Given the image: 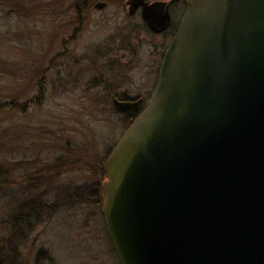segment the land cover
<instances>
[{
  "label": "water",
  "instance_id": "water-1",
  "mask_svg": "<svg viewBox=\"0 0 264 264\" xmlns=\"http://www.w3.org/2000/svg\"><path fill=\"white\" fill-rule=\"evenodd\" d=\"M152 5L144 21L166 29ZM139 104L114 101L126 115ZM102 174L120 264H264V0L186 2Z\"/></svg>",
  "mask_w": 264,
  "mask_h": 264
},
{
  "label": "rangeland",
  "instance_id": "rangeland-1",
  "mask_svg": "<svg viewBox=\"0 0 264 264\" xmlns=\"http://www.w3.org/2000/svg\"><path fill=\"white\" fill-rule=\"evenodd\" d=\"M19 1L0 0L20 11L0 16V36L10 45L1 98L19 105L0 117V217L38 202L44 208L18 236L7 231L6 264H120L100 213L101 193L100 200L83 194L101 186L103 162L127 128L114 97H145L158 66L148 64L149 47L142 45V55L135 47L142 35H128L120 18L91 26L83 20L74 30L80 20L69 0ZM125 42L131 51H105ZM110 55L119 62L110 63Z\"/></svg>",
  "mask_w": 264,
  "mask_h": 264
},
{
  "label": "flooded vegetation",
  "instance_id": "flooded-vegetation-1",
  "mask_svg": "<svg viewBox=\"0 0 264 264\" xmlns=\"http://www.w3.org/2000/svg\"><path fill=\"white\" fill-rule=\"evenodd\" d=\"M70 5V14L74 17L77 22L80 20V23L74 25L73 29L77 30L79 27L83 25V20H86V24L91 26L92 23H96L98 21V24L105 23L108 19H114L117 18V20L120 18L124 20L122 25L120 27H124V29L127 30L128 35L129 33H134L135 35L141 34L138 42L136 43L135 47L140 49V54L142 55L143 46L149 47L150 49V59L147 60L149 65L157 67L158 66V72L156 75L155 84L153 85V88L151 91H149L145 97H147V101L145 102V97L137 96L134 98H126V97H114L113 103L115 100L123 101V102H136L140 101L139 108L134 111V115H126L125 116L130 118V123L133 120V118L139 114L148 104L153 91L155 89L156 81L158 78L159 69L162 63V60L164 58L165 51L167 47L169 46L172 38L174 37L175 33L177 32L179 23L182 19V16L184 14L185 8H186V2L189 0H69ZM165 4V9H167V12L169 14V24L166 29L160 30V28L157 27L158 23H155L156 30L151 29L147 23L143 19V10L145 8H151L152 4ZM152 5V6H151ZM110 9L109 14L107 17L103 15L106 10ZM157 14H160V11L156 8ZM101 14L99 18L96 19L93 18L94 14ZM121 15V16H120ZM94 20V21H93ZM82 21V22H81ZM159 22V21H158ZM97 24V23H96ZM120 25V23H119ZM128 41V40H127ZM128 42H125L123 44L119 43V46L112 45L109 46L105 51L115 50V51H122L124 48L131 51L132 48L131 45L127 44ZM141 43V44H140ZM120 48V49H119ZM105 49V48H104ZM123 52V51H122ZM139 54V53H138ZM139 54V57H140ZM123 57V55H121ZM159 59V60H158ZM107 60H111L110 63L113 65L117 64L119 62V59L112 58V55L107 57ZM133 60L132 62H134ZM141 62V57L137 60ZM122 114V112H120ZM129 123V124H130ZM128 124V125H129ZM127 125V126H128Z\"/></svg>",
  "mask_w": 264,
  "mask_h": 264
},
{
  "label": "trees",
  "instance_id": "trees-1",
  "mask_svg": "<svg viewBox=\"0 0 264 264\" xmlns=\"http://www.w3.org/2000/svg\"><path fill=\"white\" fill-rule=\"evenodd\" d=\"M11 1L15 2V0H11ZM18 3L21 5L19 0H18L17 4ZM9 4H10L9 2L0 3V16H3V14L7 12V10H10V12L12 14L20 12L18 7H17V5H13L14 7H12V9H11V6L10 7L8 6ZM7 14H9V13H7ZM3 37L4 36H2V37L0 36V77L6 76V74H4L5 71L3 72V70L5 69L4 65L8 62L7 57L10 56L9 53H8L9 52L8 49H6L10 45L6 44V41L4 40ZM2 79L3 78H0V81ZM1 95H3V94H1V92H0V117H4V114H6L7 110H9L10 107H17L18 108L19 105L15 101H10L9 102V101H6V99H2ZM15 104H17V105L15 106ZM117 113H118V111H117ZM121 115L123 116V118L126 121V123L129 124L130 123V118L125 116L123 113ZM100 165H102V162H101ZM45 166H46V164H45ZM37 171H35V172H37ZM5 173H6L5 163H4V161H0V197H2L3 196L2 194H4V193H2V190H3V187L6 184L5 183V177H4ZM100 176H101V174H100ZM99 186L100 185L97 184L95 189H90L88 191L89 193H84L83 195L88 194V196L94 197V198L98 197L99 200H100V189H99ZM95 190H96V192H95ZM5 194H4V196H5ZM28 208L29 209L21 210V211L17 210L15 212V214H12L10 216L8 215L7 217H0V264H6L7 263V252L9 251L7 246L5 245V242H6V239H7L6 238L7 237L6 236L7 235V231L9 229L13 230V233L16 232V234H14V235L18 236L19 233H20L19 228L21 227V224L23 222H29V221L31 222L32 220H28V218L30 216H32V214L35 215L38 208H44V207L42 206V202H38V203L34 204V207L29 206ZM27 211H28V213H27ZM26 215H27V217H26Z\"/></svg>",
  "mask_w": 264,
  "mask_h": 264
}]
</instances>
